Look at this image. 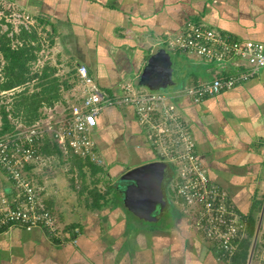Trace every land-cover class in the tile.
<instances>
[{
    "label": "crops",
    "instance_id": "crops-1",
    "mask_svg": "<svg viewBox=\"0 0 264 264\" xmlns=\"http://www.w3.org/2000/svg\"><path fill=\"white\" fill-rule=\"evenodd\" d=\"M6 1L15 3L23 19L37 26L46 44L48 37L53 40L49 48L54 50L53 65L61 76L68 78L77 65H85L111 97L121 95L120 86L125 82H131L135 91H144L138 74L148 57L161 48L169 52L177 64L176 83L151 91L170 96L210 183L225 192L226 202L244 216L247 225L250 216L255 218L256 240L261 223L264 225V202L260 210L253 209L256 200H264V67L232 88L195 103L186 89L215 77L247 72L250 66L239 58L221 64L209 62L192 52L169 47L167 41L187 22H193L231 39L264 43V0ZM2 10L0 7L1 17H7L9 12ZM80 94L76 81L64 93V100L69 105L79 101ZM63 113L65 107L56 103L52 114L59 117ZM97 120L93 137L106 172L98 190L115 185L123 172L153 162L156 156L170 166L169 180H175V188L176 167L156 155L132 106H106ZM131 153L134 161H129ZM0 183L10 186L5 176ZM71 184L64 181L67 189L62 197L67 196L65 201L73 206L66 204L68 209L63 207V211L53 205L62 198L58 192L54 194L40 184L38 192L65 232L78 230L77 242L71 241L73 234L56 239L41 228L27 231L14 225L0 231V264H232L233 259L229 263L216 260L211 242L192 227L181 198L179 206L173 204L171 208L167 188L164 206L152 211L150 219H142L133 215L113 191L106 195L105 203L94 207L92 196L77 192ZM71 188L74 191H68ZM85 199L88 205H82ZM168 208L173 212L160 221ZM126 212L136 219L133 224L127 222ZM253 246L247 263L264 262V250L253 253Z\"/></svg>",
    "mask_w": 264,
    "mask_h": 264
},
{
    "label": "built area",
    "instance_id": "built-area-1",
    "mask_svg": "<svg viewBox=\"0 0 264 264\" xmlns=\"http://www.w3.org/2000/svg\"><path fill=\"white\" fill-rule=\"evenodd\" d=\"M14 16L22 18L21 14ZM22 23L25 27L30 24L27 20ZM167 46L217 64L239 58L250 66L247 72L215 77L186 89L195 103L232 88L264 67L263 42L231 39L193 22H187L181 32L167 41ZM76 76L81 86L80 99L70 103L65 113L49 118L45 125H42L44 120L0 138V169L10 182L8 189L0 186V231L14 225L27 231L41 228L56 239L73 234L71 241L76 243L78 230L65 232L56 215L43 206L22 167L38 159L37 145L44 135H50L63 150L101 164L93 137L97 117L106 106L127 105L134 108L138 121L147 131V140L158 149L159 156L176 164L175 188L191 217L192 227L211 242L216 260L231 262L246 236V219L226 202L225 192L210 183L195 152V143L175 104L169 101L170 96L160 91H135L131 82H125L120 86L121 95L111 97L85 65H77Z\"/></svg>",
    "mask_w": 264,
    "mask_h": 264
},
{
    "label": "trees",
    "instance_id": "trees-1",
    "mask_svg": "<svg viewBox=\"0 0 264 264\" xmlns=\"http://www.w3.org/2000/svg\"><path fill=\"white\" fill-rule=\"evenodd\" d=\"M2 24L6 25L4 29L1 27ZM48 40L46 44V39L42 38L37 26L28 24L25 27L22 22L15 25L14 22L7 21L4 15L0 18V138L43 122L47 117V110L44 111V109L53 108L56 103H59L60 107L68 106L67 101L64 100V93L78 81L76 69L68 73V78L61 76L56 66L49 62H44L40 68L33 69L44 45L52 46L53 40L50 37ZM7 99L11 102H7ZM17 123L23 126H17ZM37 147L38 159L25 163L22 171L30 180L42 203L38 192L39 176L36 168L46 160L52 162L55 159L69 164L71 186L75 189V182L80 180V190L78 189L77 192H87L91 195L94 207H99L106 202V195L110 193L112 186H106V190L97 189V182L105 181L106 172L102 164H95L89 158H82L69 150L61 149L50 135H44ZM84 201L87 203L88 199ZM263 202L264 200H256L253 209L260 210ZM44 207L48 209L47 206ZM255 224V218L250 216L246 236L241 241L232 264H247L253 244V253L256 250H264V225L262 226L261 223L259 234L253 243Z\"/></svg>",
    "mask_w": 264,
    "mask_h": 264
},
{
    "label": "water",
    "instance_id": "water-1",
    "mask_svg": "<svg viewBox=\"0 0 264 264\" xmlns=\"http://www.w3.org/2000/svg\"><path fill=\"white\" fill-rule=\"evenodd\" d=\"M176 68L169 52L161 48L148 57L138 78L148 90H161L176 83ZM165 172V166L155 161L130 168L120 175L113 193L133 215L150 219L152 211L161 209L166 200L169 175Z\"/></svg>",
    "mask_w": 264,
    "mask_h": 264
},
{
    "label": "rangeland",
    "instance_id": "rangeland-1",
    "mask_svg": "<svg viewBox=\"0 0 264 264\" xmlns=\"http://www.w3.org/2000/svg\"><path fill=\"white\" fill-rule=\"evenodd\" d=\"M0 7H1V9H4V11H8L9 13H10V15H8L7 16V21H11L12 23L14 22V24L16 25V24H18L19 22H25L26 21V19H23V16H22V18L21 19H16V16H14V14H21V13H19L20 11H18V9L16 8V4L15 3H11V2H9V1H6V2H4V0H0ZM2 14V13H1ZM1 14H0V17H1ZM26 18H28V19H30V17L29 16H27ZM1 27L4 29L5 27H6V25L5 24H2L1 25ZM53 52H54V50L52 49V48H49V47H46L45 45H44V47H43V49L39 52V60L37 61V63L33 66V69H37V68H40V66L44 63V62H49V64H51V65H53L54 64V54H53ZM136 81H137V78H136ZM141 86V89H144V91H146L145 90V88L143 87V85L142 84H140ZM168 89V88H167ZM166 89V90H167ZM7 102H11L10 101V99H7L6 100ZM52 109L53 108H49V109H44V111H46V118L44 119L45 121H44V123L42 124V125H45V122L47 123V122H49V118H52V117H55L53 114H52ZM18 125L17 126H20V127H22L23 126V124H21V123H17ZM62 149V148H61ZM154 150V149H153ZM155 150H156V155H158V149H156L155 148ZM133 153H131L130 154V156H129V161H134V159L132 160V157H133ZM102 159V158H101ZM153 159H155V156L153 157ZM156 159L157 160H154L155 162H158L159 163V165H161V166H166V168H167V170H166V172H165V174H166V176H167V174L169 175V174H171V172H169V171H171L170 170V166L168 165V163H165V162H163V161H161V160H159L158 159V157L156 156ZM62 160V159H61ZM166 161V160H165ZM103 163V159H102V162H101V164ZM173 165H174V167L176 166V164L175 163H172ZM131 165H132V163H131ZM130 165V166H131ZM36 170H37V174H38V179H37V182H38V184H40L41 186L40 187H44L45 185L49 188H47L48 190H50V191H52L53 193L54 192H58L59 194H57V193H54V194H57V196H59L60 195V197H62V194H64L63 192L64 191H66L65 189H67V188H65V185H64V181L66 180L67 182H68V186H70V179H69V177L67 176V174H69V176L71 177V174L69 173V164L68 163H62L61 161H59L58 162V160L57 159H55V160H53L52 162H51V160H46L43 164H40L37 168H36ZM4 173L2 174V171H1V169H0V180H1V182H2V180L4 181ZM73 177V176H72ZM171 177V176H170ZM80 179V178H79ZM88 179V178H87ZM176 179V178H175ZM56 180V181H55ZM168 180V179H167ZM88 181V180H87ZM51 183V185H50V183ZM77 182H79V180H77ZM77 182H75V183H77ZM174 182H175V180L173 181L172 179L171 180H169V183H168V186H167V195H168V198H169V200L172 202V204L170 205L171 206V208H173L174 206H173V204L174 205H176V206H179V202H181V201H179V195L177 194V191H176V188H174ZM6 182H4L3 184H5ZM81 183V182H80ZM97 184H98V187H101V186H103V183L102 182H97ZM0 186H2V184L0 183ZM79 187H80V185H79ZM79 187H75V190L76 191H78V189H79ZM113 187H114V184H113V186H112V190H110V192H112L113 191ZM173 188H174V190H173ZM80 190V189H79ZM68 191H74V189H68ZM55 196V195H54ZM66 199H68V197L66 196L65 197ZM65 198L64 197H62V198H60V201L58 200V202H54L53 203V205L56 207H59L60 208V210H62V208L64 207L66 210L68 209V208H66L65 206H66V204H69V206H70V204H71V201H70V203H68L67 201H65ZM57 199H59V198H57ZM56 199V200H57ZM43 201V203L42 204H44V201L45 200H42ZM72 205V204H71ZM80 207H81V205L80 204H78ZM82 205H88V203H86L85 201L84 202H82ZM73 206V205H72ZM71 206V208H70V210H72L73 211V207ZM75 206V205H74ZM53 207V206H52ZM54 210V209H53ZM60 210H58V212H60L61 214H62V211H60ZM54 212H57V210H54ZM173 212V209H167L165 212H164V214L162 215V218H161V220L160 221H163L164 220V217L165 216H168L169 214H171ZM127 213V216H126V220H127V222L128 223H131V224H133L132 223V220H133V218L132 217H130L128 214V212H126ZM56 214H58V213H56ZM134 220H136L135 218H134ZM133 220V221H134ZM131 224H129V225H131Z\"/></svg>",
    "mask_w": 264,
    "mask_h": 264
}]
</instances>
